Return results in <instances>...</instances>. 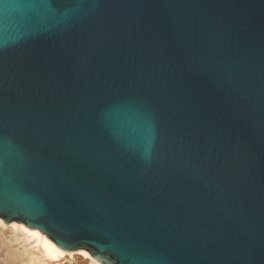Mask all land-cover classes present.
I'll return each instance as SVG.
<instances>
[{"label": "water", "instance_id": "1", "mask_svg": "<svg viewBox=\"0 0 264 264\" xmlns=\"http://www.w3.org/2000/svg\"><path fill=\"white\" fill-rule=\"evenodd\" d=\"M0 222L264 264V0H0Z\"/></svg>", "mask_w": 264, "mask_h": 264}, {"label": "bare ground", "instance_id": "2", "mask_svg": "<svg viewBox=\"0 0 264 264\" xmlns=\"http://www.w3.org/2000/svg\"><path fill=\"white\" fill-rule=\"evenodd\" d=\"M16 243L20 246L16 247ZM0 244L7 245L12 256H26L27 258L34 254L50 261L52 264H56L55 260H57V264L61 263V260L65 257L67 259L66 262H71L69 264H99L88 256L85 251L63 252L59 250L43 234H40L39 231L35 229L29 230L19 223L15 224L12 222L3 225L0 222ZM29 244H32V246ZM12 245L15 246L14 249H12Z\"/></svg>", "mask_w": 264, "mask_h": 264}, {"label": "rangeland", "instance_id": "3", "mask_svg": "<svg viewBox=\"0 0 264 264\" xmlns=\"http://www.w3.org/2000/svg\"><path fill=\"white\" fill-rule=\"evenodd\" d=\"M16 244H17L16 247L20 246L18 243H16ZM13 245H14V243H13ZM13 245H12V249L15 248V246H13ZM30 246H32V244ZM8 249L9 248L7 245L5 246V245L0 244V264H52V263H50V261H47L46 259L40 258L37 255L35 256L34 254L27 257V258H26V256H22V257L18 256L19 258L17 256H12V255H10V252H9L10 249L9 250ZM65 258L63 260H61V263H59V264L71 263V262H66L67 259H65ZM55 262L57 264V260H55Z\"/></svg>", "mask_w": 264, "mask_h": 264}]
</instances>
